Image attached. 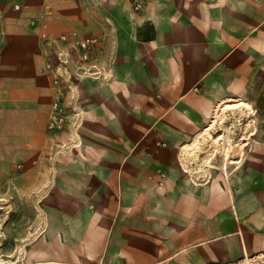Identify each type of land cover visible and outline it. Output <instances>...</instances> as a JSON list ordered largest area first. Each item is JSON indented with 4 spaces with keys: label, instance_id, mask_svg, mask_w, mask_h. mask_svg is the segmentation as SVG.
Masks as SVG:
<instances>
[{
    "label": "crops",
    "instance_id": "0c3cea01",
    "mask_svg": "<svg viewBox=\"0 0 264 264\" xmlns=\"http://www.w3.org/2000/svg\"><path fill=\"white\" fill-rule=\"evenodd\" d=\"M72 31L98 38L88 62L59 40ZM263 48L264 0H149L140 13L127 0H0L4 263L264 260V198L225 181L245 176L243 158L226 175L200 150L219 90ZM58 98L68 120L52 133Z\"/></svg>",
    "mask_w": 264,
    "mask_h": 264
},
{
    "label": "rangeland",
    "instance_id": "374dc122",
    "mask_svg": "<svg viewBox=\"0 0 264 264\" xmlns=\"http://www.w3.org/2000/svg\"><path fill=\"white\" fill-rule=\"evenodd\" d=\"M252 48L255 46H251V51ZM231 79L233 88L228 91L220 89L221 97L211 106L205 132L200 134V150L206 153L207 165L210 168L220 170L226 175L234 170L233 164L237 157L241 156L245 176L241 179L230 177L225 181L232 188L241 185L247 194L253 195L255 200H260L264 198V48L258 52L257 59H249L247 66L242 70L233 71ZM245 83L247 90L240 96L238 87L244 86ZM4 188V180H0V218H3L5 213ZM14 201L18 209L11 213L18 218L20 213L25 217L30 214L25 208V201L22 202L25 206L22 210L19 209L21 200L16 198ZM254 205L256 208L264 207L261 202ZM13 229L19 230L18 227ZM0 264H5L1 258ZM249 264H264V260Z\"/></svg>",
    "mask_w": 264,
    "mask_h": 264
},
{
    "label": "built area",
    "instance_id": "2783aa9c",
    "mask_svg": "<svg viewBox=\"0 0 264 264\" xmlns=\"http://www.w3.org/2000/svg\"><path fill=\"white\" fill-rule=\"evenodd\" d=\"M132 11L135 13L142 12L149 0H127ZM14 8L20 10L21 5L15 4ZM59 40L71 44L77 48L80 53V57L84 62H88L91 59V54L95 50L98 44V38L96 37H83L77 31H72L70 34H62L59 36ZM68 120V114L60 98L54 100L51 104V110L49 113V119L47 123V129L52 133H60L66 129ZM165 176L161 173V177ZM162 184V182H159Z\"/></svg>",
    "mask_w": 264,
    "mask_h": 264
},
{
    "label": "bare ground",
    "instance_id": "6f19581e",
    "mask_svg": "<svg viewBox=\"0 0 264 264\" xmlns=\"http://www.w3.org/2000/svg\"><path fill=\"white\" fill-rule=\"evenodd\" d=\"M22 136V135H21Z\"/></svg>",
    "mask_w": 264,
    "mask_h": 264
}]
</instances>
